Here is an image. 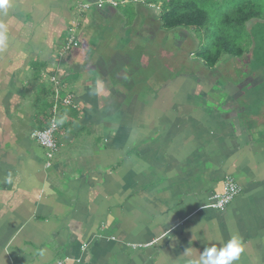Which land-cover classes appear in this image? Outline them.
I'll return each mask as SVG.
<instances>
[{"label":"crops","instance_id":"crops-1","mask_svg":"<svg viewBox=\"0 0 264 264\" xmlns=\"http://www.w3.org/2000/svg\"><path fill=\"white\" fill-rule=\"evenodd\" d=\"M79 1L11 0L0 10V264H184L185 249L198 259L234 233L244 245L235 264H264V122L245 114L244 85L200 73L198 100L196 84L179 77L138 80L137 68L122 67L128 52L80 59L83 16L121 15L100 4L79 15ZM149 7L126 11L157 30ZM77 30L78 45L61 54ZM131 34L137 46L149 38ZM57 85L73 103L53 98ZM206 89L218 96L209 101ZM50 117L58 149L47 166L31 132ZM225 177L240 192L219 211L211 196Z\"/></svg>","mask_w":264,"mask_h":264},{"label":"rangeland","instance_id":"rangeland-1","mask_svg":"<svg viewBox=\"0 0 264 264\" xmlns=\"http://www.w3.org/2000/svg\"><path fill=\"white\" fill-rule=\"evenodd\" d=\"M129 5L128 2L119 1V6L114 8L121 15V18L118 19L96 18L93 20L90 19L86 23L85 17L83 16L87 29V34L84 36V39L87 41H85L86 44L80 46L82 47L81 50H84V54H79L80 56H78L80 59L84 60L87 58L91 60L94 55H97L101 56L104 60L108 57L107 52L114 51L110 53L112 55L118 52H128L132 58V62L129 63V66L127 64L121 66L132 68V70L137 68L135 77L138 80L140 77L141 80L152 79L154 82H158L165 78L174 79L179 77L182 81L184 80L186 85L196 84L192 91H197L198 100L202 97L200 95L202 92L199 91L202 86L198 81L200 73L202 75L205 73L207 76L211 75L213 79L222 81L223 84L224 80L229 85L232 82L237 83L240 81V84L244 85V87H241L244 88L242 92L244 95L243 99L245 101L247 100L246 103L249 105L245 109V114L253 118L255 117V121L251 123L255 124L257 118H263L264 122V42L260 43V51L258 49L255 52L251 50L233 60L225 56L217 64V69L224 71H220L217 75L215 70H208L197 56L203 44L200 31L185 30L182 28L166 31L160 28L156 30L155 27L145 30V23L142 24L140 21L136 23L135 20H132L134 15L126 11ZM150 9L153 10V16L150 15V19H146L148 20L147 22L152 21L151 18L155 17V13H157V9L154 6ZM81 12L80 14L78 11L77 14L84 15V12ZM135 29L140 30L142 33L149 32V38L142 42L140 40L141 43L139 42V46L136 45V42L132 38L134 34H131L135 33ZM126 30L127 32L131 31V33L125 34ZM181 30L186 34H181L180 37L177 33ZM78 32L77 30L76 36L73 35L71 37L75 39L79 35ZM150 34H153V36L151 37ZM252 48L253 45H251ZM71 49L73 50L74 47ZM140 55L143 56L144 60H140ZM75 59L77 58H74L73 61ZM137 63H141L142 67L135 66ZM196 69L199 74H196ZM182 75L183 77H181ZM206 93L209 101L214 96H218L217 91H212L211 89H206ZM219 99L214 98L215 101Z\"/></svg>","mask_w":264,"mask_h":264},{"label":"trees","instance_id":"trees-1","mask_svg":"<svg viewBox=\"0 0 264 264\" xmlns=\"http://www.w3.org/2000/svg\"><path fill=\"white\" fill-rule=\"evenodd\" d=\"M83 1L76 4L77 11L80 13L81 9L88 10L90 16L96 14L97 10L94 8L96 4L118 7L119 1L123 2V0H110V3H107V0ZM136 3L142 6L151 4L158 9L159 28L162 30L182 28L200 31L203 44L197 56L208 69L214 68L225 56L233 60L248 51L255 52L257 49L260 51V43L264 42V0H131L128 2L129 6ZM76 44L78 45L77 42ZM251 45H253L252 49ZM72 47L70 46L67 52H70ZM53 78L55 82L50 80L51 83L60 85L56 77ZM52 96L58 102L69 96L73 103V95L61 93L58 85L54 88Z\"/></svg>","mask_w":264,"mask_h":264},{"label":"built area","instance_id":"built-area-1","mask_svg":"<svg viewBox=\"0 0 264 264\" xmlns=\"http://www.w3.org/2000/svg\"><path fill=\"white\" fill-rule=\"evenodd\" d=\"M110 0H107V3ZM101 6V5H100ZM71 45H76V42L73 38H70L68 42H66L63 47L61 48V53H66L68 49H70ZM51 80L53 81L54 78L51 77ZM64 104H71V98L67 96L62 101ZM58 129V125L54 117H50L48 120L47 126L43 129H35L31 132V137L41 146L45 149L46 154V165L49 166L51 160L53 159L55 153L57 152V143L54 138V134ZM223 191L220 193L212 194L211 196V206L212 208L223 211L226 209L228 204L234 199V197L240 192L239 187L236 185V183L230 178L225 177V180L223 182ZM62 264V263H59Z\"/></svg>","mask_w":264,"mask_h":264},{"label":"clouds","instance_id":"clouds-1","mask_svg":"<svg viewBox=\"0 0 264 264\" xmlns=\"http://www.w3.org/2000/svg\"><path fill=\"white\" fill-rule=\"evenodd\" d=\"M11 7V0H0V10L5 14ZM8 36L7 30L0 25V50L7 47ZM63 122V118L60 121ZM244 251L243 240L238 233H234L226 242H221L219 246L212 243L200 253L198 259L192 258L191 250L185 249L184 264H235L239 260L241 253Z\"/></svg>","mask_w":264,"mask_h":264}]
</instances>
